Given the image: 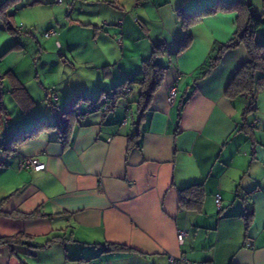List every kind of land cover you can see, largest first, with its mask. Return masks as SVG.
<instances>
[{"label": "crops", "instance_id": "crops-1", "mask_svg": "<svg viewBox=\"0 0 264 264\" xmlns=\"http://www.w3.org/2000/svg\"><path fill=\"white\" fill-rule=\"evenodd\" d=\"M79 1L75 7L70 0V29L80 37L70 46L98 51L83 62L85 74L70 92L47 97L62 95L66 105L76 94L112 92L124 81L130 91L110 110L84 113L68 145L52 128L12 153L0 148V237L23 234L21 242L0 244V264H168L170 256L181 257L180 264H264V85L252 103L247 94L225 95L248 58L242 44L196 78L212 48L232 38L237 9L202 16L178 51L185 34L178 11L235 0ZM239 1L264 18V0ZM255 37L264 42V21ZM156 45L164 49L157 58L164 74L137 122L135 80ZM25 95L28 111L17 105L23 117L34 102L27 89ZM32 115L29 126L3 131L1 122L0 135L32 129ZM136 131L138 145L129 147ZM26 156L45 167H21ZM194 184L204 187L200 210L182 208L181 190ZM180 230L188 232L182 242ZM54 234L64 237L48 241ZM107 242L129 249L106 251Z\"/></svg>", "mask_w": 264, "mask_h": 264}, {"label": "trees", "instance_id": "trees-1", "mask_svg": "<svg viewBox=\"0 0 264 264\" xmlns=\"http://www.w3.org/2000/svg\"><path fill=\"white\" fill-rule=\"evenodd\" d=\"M11 0H6L4 2H0V19L3 21L5 28L10 32H16V28L12 25V23L8 20L9 16L5 12V6ZM228 10V9H237V17H236V30L232 36V38L221 45L214 46L212 48L211 53L205 59L203 64L199 67L196 72V78L206 76L212 69L218 64L220 61L222 54L224 51L230 48H234L240 44H242L248 54L247 60L234 72L233 76L230 78L226 88L225 95L229 98H234L241 94H249L251 96L250 102H253L254 95L259 91V89L264 85V42L259 41L255 37V31L260 26L264 18L259 15L253 14L249 10L248 5H244V3L239 0H235L232 2H216L211 4L210 6L204 7L201 10L185 13L182 10L178 11V16L181 18V23L184 28L185 34L180 43L179 50L183 51L190 42V34L189 27L199 21L202 16L205 14L214 13L218 10ZM17 27L19 31L22 30ZM164 52V49L161 45L153 46L149 57L145 58L141 62V77L136 79L137 83V98L135 100L136 103V112H137V122L144 118V114L146 110L149 109L150 102L152 96L158 86L162 81V77L164 74L165 67L157 62V58ZM14 80L15 76H14ZM14 82L13 95L16 100L20 103L21 98H19L17 94V89H24L20 84H16ZM128 82L124 81L118 84L112 92L109 91H101L98 99L102 93L107 92L111 94L112 104H108L107 107H103L105 102L98 104L94 100H90L81 95H74V101H71L70 105H65L64 108L58 109L57 105H49L51 109L54 108L53 117L54 120H46L42 117L36 115L37 121L34 127L30 130H19L13 135H11L8 139H3L2 135H0V148L6 153H12L17 149V146L20 145L23 141L28 138H31L38 134L42 129H57L58 130V138L62 143L68 145L70 142V137L72 133V129L74 124L79 121V118L87 112H92L96 110H110L115 106L117 100L119 98H123L128 95L130 88L127 86ZM56 95L48 96V100L51 103V100H55ZM87 105H99L96 109L88 108L86 105L78 107L81 101L86 100ZM246 105L244 108V114L252 110L253 105ZM21 104V103H20ZM22 111L27 112L28 107L30 105H20ZM8 111L3 106L0 105V126L1 122L7 124L8 122ZM8 130V129H7ZM138 136L139 131H136L128 136V145L129 147L138 145ZM204 199V187L202 184H194L186 187L181 190L179 205L182 208L190 209V210H200V206ZM2 211L0 210V214ZM23 234L16 233L13 235L0 237V244H9L11 242H21V238ZM63 235L54 234L52 235L48 241L57 240L59 238H63ZM104 250L106 251H122L128 250L129 248L125 245L110 243L107 242L104 244Z\"/></svg>", "mask_w": 264, "mask_h": 264}, {"label": "rangeland", "instance_id": "rangeland-1", "mask_svg": "<svg viewBox=\"0 0 264 264\" xmlns=\"http://www.w3.org/2000/svg\"><path fill=\"white\" fill-rule=\"evenodd\" d=\"M4 1L1 0V3ZM56 1L41 0V3H37L35 0H11L5 6L6 14L10 15L8 20L17 31H8L0 20V105L9 112L7 124L2 125L3 131L5 128L11 130L21 125L29 126L30 119H34L32 113L46 120H54V108L51 109L49 105H58L62 109L66 101L61 95L60 101L55 99L50 103L47 92H70L79 76L85 74L83 62L87 63L91 53L98 51L97 48L89 51V47L82 45L70 46V38H80L70 29V0H60L61 3ZM76 1L75 7L81 3ZM20 24H23L22 31L17 29ZM49 30L55 31L57 35L46 37L45 33ZM55 40L59 41L60 46ZM14 76L23 82L24 88L34 99L31 103L32 113L24 117L17 106L21 104L12 93L15 87L13 81L17 84ZM25 89L20 88L16 92L26 105ZM100 93L98 90L97 93L86 95V98L99 104ZM70 98L72 102L75 100L69 97L66 105L71 104ZM86 102L87 99L77 105L87 106Z\"/></svg>", "mask_w": 264, "mask_h": 264}, {"label": "built area", "instance_id": "built-area-1", "mask_svg": "<svg viewBox=\"0 0 264 264\" xmlns=\"http://www.w3.org/2000/svg\"><path fill=\"white\" fill-rule=\"evenodd\" d=\"M60 1V0H59ZM21 29V26L19 27ZM46 37H50V36H56V32L53 30H49L48 32L45 33ZM171 94H173V89L171 90ZM249 98H251V96L249 94H247ZM55 96V95H54ZM111 98V94L104 92L101 94L100 96V103L105 102V104L103 105V107H107V105L112 104V99L110 101ZM88 108H94L96 109L97 107H99V105H87ZM20 166L23 168H32L34 170H41L45 167V164L40 161L38 159V157L36 156H26L23 157L22 160L20 161ZM215 202L217 204V206H220V196L219 194L215 195ZM188 234V232L186 230H180L177 234L178 240L180 242L183 241V238ZM183 261V259L181 257H174V256H170L169 257V263L168 264H180ZM202 264V263H199Z\"/></svg>", "mask_w": 264, "mask_h": 264}, {"label": "water", "instance_id": "water-1", "mask_svg": "<svg viewBox=\"0 0 264 264\" xmlns=\"http://www.w3.org/2000/svg\"><path fill=\"white\" fill-rule=\"evenodd\" d=\"M54 112V111H53Z\"/></svg>", "mask_w": 264, "mask_h": 264}]
</instances>
